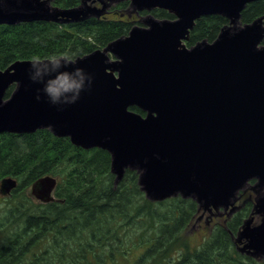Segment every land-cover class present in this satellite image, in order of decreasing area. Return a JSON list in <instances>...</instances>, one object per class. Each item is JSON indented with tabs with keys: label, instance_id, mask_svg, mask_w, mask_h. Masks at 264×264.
Here are the masks:
<instances>
[{
	"label": "water",
	"instance_id": "obj_1",
	"mask_svg": "<svg viewBox=\"0 0 264 264\" xmlns=\"http://www.w3.org/2000/svg\"><path fill=\"white\" fill-rule=\"evenodd\" d=\"M51 1L0 0V25L75 23L100 18L123 1L130 2L128 14L161 9L175 18L147 14L143 26L102 50L75 60H42L47 70L39 74L34 60L1 71L0 134L46 129L82 149L106 150L116 184L128 169L137 171L148 200L181 196L211 214L237 211L240 191L256 180V204L235 243L241 254L264 258V17L240 23L246 6L258 0H82L70 9ZM209 15L229 24L214 42L188 48L196 21ZM81 75L83 87L68 94L76 97L70 103L63 97L52 103L43 90L44 83L54 90L69 87ZM17 185L3 179L0 192L9 195ZM56 185L57 179L47 176L31 193L47 203L54 200ZM255 215L262 217L258 225Z\"/></svg>",
	"mask_w": 264,
	"mask_h": 264
},
{
	"label": "trees",
	"instance_id": "obj_2",
	"mask_svg": "<svg viewBox=\"0 0 264 264\" xmlns=\"http://www.w3.org/2000/svg\"><path fill=\"white\" fill-rule=\"evenodd\" d=\"M81 2L53 0L52 4L70 9ZM122 6L127 8L129 3ZM153 15L174 18L164 10ZM262 16L264 0H258L245 8L242 22ZM227 24L221 16L201 17L188 45L213 42ZM133 26L131 18L120 15L69 24L1 25L0 72L35 56L46 60L55 54L75 60L125 37ZM13 90L14 86L6 97ZM131 110L145 115L137 107ZM46 176L57 178L58 184L55 200L44 203L27 190ZM7 178L19 184L0 222V264H116L119 257L130 258L129 264H264L240 254L234 244L245 209L195 246L189 237L198 216L193 200L151 202L140 190L137 172L130 170L115 186L107 151L84 150L49 130L0 134V182ZM123 249L131 255L122 254Z\"/></svg>",
	"mask_w": 264,
	"mask_h": 264
},
{
	"label": "rangeland",
	"instance_id": "obj_3",
	"mask_svg": "<svg viewBox=\"0 0 264 264\" xmlns=\"http://www.w3.org/2000/svg\"><path fill=\"white\" fill-rule=\"evenodd\" d=\"M122 3L121 2L113 3L112 7H111V10H110L112 13H109L108 17H114L115 15H119V14L124 13V12L125 13L126 12H128V13L132 12V8L130 6H128L127 8H124L123 6L120 7V5ZM143 15H145V14H141L139 17H136V18L134 17V19L136 20L135 23H134L135 25H142L140 20H142L145 17ZM111 174L114 175L112 172H111ZM114 177H115V175H114ZM115 180H116V177H115ZM115 186H118V184H116V182H115ZM13 192L14 191H12L11 194L6 195V196L3 195L0 192V222L3 220L4 212H5L6 208L9 206L10 201L12 199H14L15 193H13ZM141 192H142V190H141ZM255 192H256V189H254V193ZM27 193L32 198H34L32 196V193H31V187L27 190ZM178 197H180V196H177L175 198H178ZM35 200H37V199H35ZM191 200H193V199H191ZM193 202H195L197 204L196 215H198V216H197L196 220L194 219L195 222H193V226L190 229V232H189L190 236L189 237H190V240L192 241L193 245H195V246L199 245L205 239H207L209 237V235H211L213 233L214 228L219 227V226L223 227L224 225H226V223L230 219H232V217H234V215H236L235 213H232L231 215L228 216L226 214V212L224 211V209H223V210L220 211V213H222L221 217H225V218H221L220 216H216L215 218L214 217L210 218V213L205 212L203 210H200L198 203L195 200H193ZM154 203H156V202H154ZM247 203H246V205H244L242 207V210L245 209V212H244L245 213L244 214V218L245 219L249 217V213L252 210V207L249 206ZM247 210H249L248 213L246 212ZM127 244H129V242ZM129 246H130V244H129ZM122 252H123L122 254H124V255L127 254V251H125L124 249L122 250ZM127 255L130 256L131 254L128 253ZM131 261L132 260L130 258L125 259L123 257H119L118 260L116 261V264H129ZM259 261H263L264 262V258L260 259Z\"/></svg>",
	"mask_w": 264,
	"mask_h": 264
},
{
	"label": "clouds",
	"instance_id": "obj_4",
	"mask_svg": "<svg viewBox=\"0 0 264 264\" xmlns=\"http://www.w3.org/2000/svg\"><path fill=\"white\" fill-rule=\"evenodd\" d=\"M60 59H62V58L55 55V54L49 55L48 57H46V60L50 61V62H57ZM33 60L35 63L32 65V67L36 68V74H39L41 72V69L47 70V65L44 63V61L41 60V58L39 56L33 57ZM37 64H39L41 66L37 67ZM76 71L78 74H82L81 69H76ZM32 79L36 80V75H33ZM83 83H84V80H83V76L81 75V79L79 81L73 82V84L69 87L54 90L47 83H44L43 90L48 94L50 101L52 103L62 102V100H61L62 97L64 98L63 102H69L70 103L76 97L72 96L71 98H69L68 94L71 93L74 88L78 90L79 88L83 87ZM76 95H78V92L76 93Z\"/></svg>",
	"mask_w": 264,
	"mask_h": 264
},
{
	"label": "flooded vegetation",
	"instance_id": "obj_5",
	"mask_svg": "<svg viewBox=\"0 0 264 264\" xmlns=\"http://www.w3.org/2000/svg\"><path fill=\"white\" fill-rule=\"evenodd\" d=\"M109 13H112L111 11L109 12ZM140 15H134V17L136 18V17H139ZM136 21V20H135ZM134 21V22H135ZM256 180H253L252 181V183H251V185H250V189L246 192V193H243L242 194V198H241V202H240V204L242 205V206H244V205H246V203L248 202L249 204H250V206L252 207V210L254 209V207H255V204H256V199H257V192H255L254 193V187H255V185H256ZM242 210V209H241ZM251 210V211H252ZM251 211H250V213H251ZM249 213V214H250ZM221 217V216H220ZM215 218V217H214ZM213 218V219H214ZM221 218H225V217H221ZM255 219H254V225L255 224H257V223H259L260 221H261V219H262V217L260 216V215H255V217H254ZM212 220V219H211Z\"/></svg>",
	"mask_w": 264,
	"mask_h": 264
},
{
	"label": "bare ground",
	"instance_id": "obj_6",
	"mask_svg": "<svg viewBox=\"0 0 264 264\" xmlns=\"http://www.w3.org/2000/svg\"><path fill=\"white\" fill-rule=\"evenodd\" d=\"M21 222V221H20ZM91 225V224H90ZM6 229V228H5ZM10 229V228H9ZM79 229V228H78ZM15 230V229H14ZM163 240V239H162ZM162 242V241H161Z\"/></svg>",
	"mask_w": 264,
	"mask_h": 264
}]
</instances>
